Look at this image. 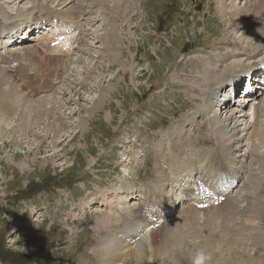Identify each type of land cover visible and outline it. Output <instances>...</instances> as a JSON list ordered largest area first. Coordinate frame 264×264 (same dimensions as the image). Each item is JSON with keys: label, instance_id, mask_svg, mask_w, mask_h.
<instances>
[{"label": "rangeland", "instance_id": "374dc122", "mask_svg": "<svg viewBox=\"0 0 264 264\" xmlns=\"http://www.w3.org/2000/svg\"><path fill=\"white\" fill-rule=\"evenodd\" d=\"M29 1L0 0V5L6 9V12L0 9V22L10 23L11 20L18 21L43 13L36 7L33 12L28 11L33 6ZM224 1L232 5V8L228 7V13L224 12ZM247 1L249 0H106L105 9L104 6L95 5L93 0L68 1L74 4L73 9L78 10L83 4L87 11L80 16L85 23V40L81 51L77 56L72 55L74 59L67 58L70 60L66 62L73 74L63 69L65 79L56 87L61 86L46 92H40L38 81L30 82L28 87H25L24 82L13 77L22 85H19L20 88L32 97L13 94L8 105L0 101V264H101L106 256L104 249L112 248L111 246L117 248L115 243L108 244L106 240L104 243V238L117 242V238L114 239L112 234L123 235L120 232L128 230V227H124L128 222L137 224L138 207L143 203L139 201V193L132 199H125L128 200L125 206L118 204L115 197L122 198L120 193L124 188L157 191L163 184L160 171L174 169L165 160L166 155L160 156L167 167L157 163L155 151L149 149V144L160 140L173 128V131L167 133L166 139L171 140L169 147L174 145L173 141L178 139L177 135L180 136L177 129L183 130L184 125L186 129L183 136L191 133L198 135L200 132L197 127L202 129L203 125L207 130L211 129L207 121H201L202 117H197V127L188 121L183 123V126L180 125L184 115L193 112V109L195 113L205 114L214 108L207 98L220 89V82L217 87L214 86L215 80L207 81L212 89L207 98L206 95L203 96V99L205 97V101L212 105L208 109L199 108L201 102L194 100L195 93L192 91L196 81L204 79L201 74L205 75V57L216 56L222 51L233 52L237 46L241 52L250 53V35H254L256 44L260 45L259 37L256 38L259 35V31L256 32L258 29L256 26L254 29L249 28V25H254L253 21L247 20L250 12L244 16L239 14L240 19L238 17L236 20L235 11L247 7L252 0ZM108 9L115 11L108 12L107 16L105 11H109ZM90 17H93L92 20ZM235 20L237 24L234 23ZM244 20L250 23L246 27L247 31L251 32L250 35L243 30ZM113 35L117 37L115 45L105 42ZM19 44H23L27 50L33 43L24 40L15 42L12 46L21 47ZM10 49L9 47L8 50ZM18 50L23 51L21 48ZM111 53L118 54L115 62ZM50 63L55 64L53 61ZM123 63L126 70L121 67L124 66ZM228 65L224 66V71ZM215 66L218 70L219 67ZM0 70V73H5L3 68ZM13 75L15 76L14 73ZM103 87L114 89L105 97L106 100L101 102V109L91 113L95 102L100 100L99 91ZM228 89L229 86L218 94L221 100L228 97ZM7 93L5 91L1 94L0 99L8 97ZM240 94L239 91L238 96L241 97ZM49 95L57 99H51ZM46 96V99L50 100L45 101L44 105H33L34 112L29 128H23L22 113L27 111V106L40 98L45 99ZM240 97L237 100L240 101ZM260 100H263L261 103L264 102V95L260 96ZM54 102L56 104L53 112L38 114L39 110L43 112L47 107V110H50ZM237 106L239 105H228L226 101L218 110L221 119L226 120L230 114L237 116L243 113L239 110L241 107ZM216 113L218 112L210 113L211 116L206 114L204 119L213 117ZM244 116L246 124H250L247 116ZM243 119L242 117V120L237 122V126L240 125L242 130L239 134L244 132L245 136L250 129H245ZM215 127L218 128L216 125ZM218 140V137L199 139L194 146L193 158L199 157L206 149L225 153L218 145ZM258 149L264 151L261 146ZM243 153L244 151H239L231 158L235 161V168L242 166L239 161L243 158ZM253 158L255 165L251 163V166L262 168L260 159L257 157L256 162V155ZM176 164L180 167V163ZM197 169L196 172L201 169V165H198ZM178 175L173 174L176 180L165 186L159 195L160 198L166 197L168 205L173 203L175 209L170 219H163V225L170 222L179 223L183 219V211L190 207V203L182 194L184 190L193 188V185L186 183L187 177L178 178ZM242 184L240 193L234 196L239 198L238 204L240 203L241 207L247 205L244 200L248 193L246 185L242 187ZM116 190L118 195H115ZM100 199H107L109 202L103 206L98 202ZM156 201L158 200L154 202ZM246 209L247 207L246 212L241 210V216L237 215L236 218L239 219H235L232 224L238 225V221L242 219L241 222L246 221L250 226L251 221L253 225L250 229L253 230L256 225L257 231L253 230L249 238L246 234L244 236L247 238H237L241 245L234 251L223 252L222 258L226 264H264V210L258 215L259 218H253ZM110 215L112 216L108 220ZM142 221L146 223L150 220ZM142 221L137 226H142L143 233L137 236L136 242L150 229L161 225L157 221L145 225ZM108 222L109 228H103ZM99 226L101 230L97 232ZM229 228L232 232L233 229L236 230L235 226ZM173 229V240H176L180 228L175 226ZM157 230L145 235L136 244L137 248L134 244L131 245L137 250L140 248L139 243L157 233ZM182 230H185L186 242L181 245L179 241H169L172 247H175L172 250L170 244V254L154 259L151 249L158 248L159 243L151 242L150 238L149 243H143L138 261L136 252L132 253L133 248L129 250L130 246L127 248L130 255L132 254L130 262L126 259L124 261L126 264H218V259L212 256L211 258L218 262L212 261L211 258L209 262H205L204 253L205 245H210L206 247L213 254L212 244H217L214 237L218 233L210 234L206 231L207 233L203 234L205 237L196 235L197 237L192 239L193 235L189 229L183 227ZM220 230L222 232V229ZM254 231L258 232L255 236H263H260L263 240L261 245L254 239ZM189 238L192 241L188 240ZM198 240L199 246L193 248L194 242ZM105 244L107 246L103 247ZM189 246H192L191 249ZM115 261V264L124 262H118L119 257Z\"/></svg>", "mask_w": 264, "mask_h": 264}, {"label": "bare ground", "instance_id": "6f19581e", "mask_svg": "<svg viewBox=\"0 0 264 264\" xmlns=\"http://www.w3.org/2000/svg\"><path fill=\"white\" fill-rule=\"evenodd\" d=\"M93 1H94L95 5H100V6L106 5V3L104 4V1H106V0H93ZM250 1L251 0H249L247 2H250ZM29 2L33 6L28 11L33 12L35 9L34 7H36L38 9V11L43 12V13L40 15L34 14L33 17L31 16L30 18H27V19H18V21H12L11 20V21H9L10 23L0 22V39L6 37L8 39V42H12V41L15 42L17 39H19V36L20 37L23 36V34H22L23 32L28 34V31L30 32L31 30H33L35 28H36L35 32L38 30L37 34H39L40 29H42V26L39 25L40 22L41 23L44 22V23L48 24L49 22H51L53 20H57L59 23H62V24H66L67 22H69V23L75 25V27L79 30V35L76 37L77 44H79V41L84 42V40H85V36H84L85 35L84 34L85 25H84V28L82 29L83 30L82 37H81V31L80 30H81L82 25H83L81 23L82 22L81 17H82V15L87 13L85 5L82 4V6H80V7L78 6L79 8L77 10V9H73L74 4H70V2H68L67 0H30ZM94 4H91V6H94ZM223 4H224V7H226L224 12L228 13L229 12L228 9H230L228 7L232 8V5L228 4L227 1L226 2L224 1ZM83 6H85V7H83ZM0 9L2 11L4 10V12H6V9L3 5H0ZM104 9H105V6H104ZM108 10L109 11H105V14L107 16H109V13H113L115 11V9L114 10L108 9ZM247 12L248 13L250 12L249 14H251L250 16H247L248 17L247 20L253 21L254 25H252V24L249 25L250 23L248 21L244 20V21H242L243 30H245L246 32H249L246 29V27L249 25V28H251V29H254L256 26V28L258 29L256 32L259 31V35H257L256 38L259 37V41H260L259 44L260 45L256 44L257 42L254 38V35H250L251 32H249V34H248L251 36V38H249L248 40H252L251 41V44H252L251 48H249V49H251L250 53H253L254 55H252L250 53L241 52L242 50H240L239 47L237 46V49H234L235 51H233V52L232 51H222L219 54H217L216 56H212V57L208 56L207 58L205 57L206 64H207L206 70L204 71L205 75H203V73L201 74L199 72V74H201L204 77V79L203 80L193 79V81L197 80L192 91L195 93V99L194 100L196 102H201V105H200L201 107H199V108L200 109H203V108L208 109L209 107L212 106L210 102H212V104L214 105V108L212 109V111L205 113V114L195 113V110L193 109V112L184 115V117L182 119V123L180 125L183 126V123L188 121L190 124H195V126H196V125H198L197 117H199V118L202 117L201 121L202 122L207 121V123L209 124L211 129L207 130L204 125H203L202 129H199V127H198V129L200 131H202L203 134H201L199 136H192V137L183 136V130L177 129L180 136L177 140L173 141L174 145H171L169 147L171 140L166 139V135L169 131H173V128H172L171 130L167 131L166 134L160 140H156L155 142H151L149 144V149H152L155 151V159L157 160V163L159 162L160 165L167 167V165L164 163L163 159L161 158V156L166 155L165 160L167 162H169V164L174 168V169H168L167 171H160V178H161L160 180L163 182V184L159 188L162 190H164L165 186L169 185L170 182L176 180V177L173 176V174H177V171H180V170L186 171V169L191 168V166L193 165V159H194L193 158V150L195 149L194 146L198 142L199 139L218 137L220 139V140H218L219 141L218 145L221 146L225 150V153H220V152H217L215 150H203L202 153L199 154L200 160H202L203 162H206V163L213 161L214 165H221L223 167L225 166V168H229L233 171H237V173H238V171H241V169H235L232 166L224 165V164H222L221 159L226 160L229 158L231 160V158H234V154H237L239 151H244L242 156H244L248 160V162L247 163L242 162L244 165L242 167L245 168V171L247 174V177H245V180L243 181L244 184H242V187H243V185L244 186L246 185L245 187H247L248 193L246 194L247 198H245V200L243 198L242 199L245 202H247V205L241 207L239 205L240 203L238 204L239 198L234 197L235 195L237 196L240 193V189H241V185H240V187L238 188V191L236 192V194L234 196H232L230 199L228 197L229 200H226L223 203L218 204L217 207L209 206V205H208V207H206V205L205 206L204 205L197 206V204L190 206L189 209L183 211L182 216H181V219L182 218L183 219L179 223L176 222L174 224H171V222H170V223H166L164 225L161 224L160 226H157L156 228L150 229L137 242H136V238L138 235H135V234H139V233L142 234L143 230L140 229L141 227L139 228L138 226L134 225L132 222H128V224H126L124 227L126 228L128 226H131L130 231H132V232H127V234L120 232V233H123V235H120L119 233H117V234L110 233L113 235L114 239L117 238V242H115L114 240L109 241V240L104 238V243H105V240L108 242V244L112 243L114 245V243H115L116 244L115 246L117 248L114 249V246H111L112 248H110L108 246L109 248L107 249V247H106L107 245L105 244V246H103V247H106V249H104V251L106 252V256L101 261V264H112L113 262H114L113 264H115V262H116L115 260H117L118 257H119L118 262H123L125 259L130 262L132 254L130 255V253L127 249L128 246H130L129 250H131L133 248V246H135L137 248L136 244L145 235H147L150 232H154L159 227H160V229L157 230V233L147 237L146 239L142 240L139 243L140 248H138L136 250V248L134 247L132 249L133 250L132 253L135 254V252H136V254H135L136 259L137 258L139 259V257H141L140 255H141V251L143 248L142 247L143 243H145V242L149 243L150 238H151V242L153 241L154 243H156V242L159 243L158 248H152L151 249V247H150L151 253L154 254L153 258L154 257H156V258L162 257L161 255L170 254L169 252L174 250L175 247L173 248L172 244L169 241H171V240L174 242L179 241L181 245H184L183 242L184 243L186 242L185 241L186 240V233H185V230L184 231L182 230L183 227H186L187 230L189 229L190 234L193 235V236H191L192 239H194V237H197L196 235L202 236L204 234V232H206V231H209L210 234L211 233H213V234L218 233V235H216V237H214V235L213 236L211 235L212 237L215 238V241L217 242V244L216 243L212 244L210 242L212 244L213 254L207 248L210 245H208V246L205 245L204 253L206 254L205 255V262H209V259L211 258V256L213 258H215L216 260L218 259V261L220 262V261H223V258H222L223 252H228V251L231 252L232 250L234 251V249L238 248L241 245V241H239V240L237 241V238L243 239L245 236H247L249 238V236L251 237L253 230L256 229V231H257L258 227L255 228L256 227L255 224H254L255 226H254L253 230L250 229V226L253 225V224L251 225V223H250L251 221L249 222L250 226L247 225L248 222L246 223V221L241 222V221H243L242 219L240 221H238L239 223L241 222V224H239L238 222H237L238 225H235L232 223H234L233 221L235 219H239V218H236V216L240 215L241 210L245 211V207H247L248 212L254 216V217L251 216V218L252 217L253 218L258 217V215L261 213V211L264 210V151L262 152V151H260V149H258V147L260 148V146L264 149V120H263L264 102L262 103V105L260 104L261 101L259 103L254 102V103L247 105L248 106L247 112H248L251 124H246V122H245V119H246L244 116L245 110L243 113H241L240 115H237V116L232 115V114H230V115L228 114L229 116L226 118V120L221 119V115H219V111H218L219 107L221 109V105H225V103H226L224 99L221 100L218 96L219 93H221L222 91H225L226 85H231L232 88L235 89V92H237L238 88L242 84L239 81L244 75L246 77L247 74L251 73L250 71H252L253 73L264 74V0H252L247 7L243 8L241 10L235 11L236 16H237L236 20H238L239 14L241 16H244L245 13H247ZM56 18H58V19H56ZM92 18L93 17H90L89 19L92 20ZM239 19H240V17H239ZM236 20L234 23L237 24ZM0 21H1V19H0ZM21 34H22V36H21ZM114 35L108 37V39H106L105 42H110L111 45H115L117 42V37ZM101 37L99 36V38H101ZM30 39H32V41H33V46H32V48L29 47V49L26 50V52L30 53V55H29V57L25 58L23 61H21L19 63L20 67L22 68V70L24 72H30L33 75L34 74H51L54 72L57 75H62L63 71L66 69L65 71L69 70V73L70 74L72 73V71L69 69V65H67L66 62L69 61L71 58L74 59V56L70 57L69 55L68 56L60 55V54H57V53L51 51V49L49 47H46L45 44L41 42V40H40L41 36H39V35H37L34 38H30ZM105 46H106V48L107 47L110 48L108 45H105ZM4 47L7 48V44L0 42V49L4 48ZM18 48H20V47H18ZM33 48H34V50H32ZM80 48L78 49L75 56H77L78 53L81 51ZM102 50H103V48H102ZM23 52L25 53V51H23ZM43 52H45V53H43ZM0 54H2V56H0V62L3 63L6 67H8L10 70V72L8 70H5L4 69L5 67L4 66L2 67L0 64V68H3L5 70L4 71L5 73H3V72L0 73V91H3V92H0V95L3 94L5 91L8 92L6 95L8 97L1 98L0 101H3L4 103H7V105H8L10 102V97L13 94H20V95H25L26 97H32L31 95H28L26 90L23 91V88H20L19 85H21V84L19 83V81L17 83V80H14V79H16V77L13 75V72L16 74V70L11 64L13 63V60H14V62H18L19 56L18 55L17 56L9 55L8 52L5 54H4V52H0ZM23 54H21V55H23ZM111 54H112V58H115V59H113V62H115V60H117L116 56L118 54H115V53H111ZM220 56H222L224 58L220 59L219 58ZM22 58H24V57H22ZM64 58H66V59H64ZM67 58H70V59H67ZM50 61H53L55 64L52 65L50 63ZM119 61L120 60H118V62ZM111 62H112V60H111ZM65 63H66V65H65ZM123 64H124V66H121V67H123L126 70V65H125V63H123ZM227 64H229V65L227 67H225V71H224V66H226ZM120 65L121 64H119V66ZM215 65H217L219 67L218 70H216ZM196 72H198V71H196ZM196 72H195V74H196ZM260 74H258V76H261ZM1 76H2V78H1ZM197 76H200V75H197ZM3 77H5V78H3ZM13 77H14V79H13ZM214 80L216 81L214 86L218 87L220 83L222 85H221L220 89H217L216 93L209 95V98H207V95L212 90L210 88V84L208 82H213ZM260 83L264 84V81H262ZM6 85H8V86H6ZM84 85H86L85 82H84ZM60 86H57L56 88H58ZM113 89H114V87L110 88V90H108L105 87L100 89V91H99V93H100L99 99L100 100L95 102V105H93L94 109H92L91 113H94L96 110L101 109V107H100L101 102H104L106 100L105 97L108 96V94H110L111 90H113ZM56 95L57 94H55V96ZM205 95H206V98L210 102L205 101V99H206L205 97L203 99V96H205ZM55 96H53V98H52V96L49 95L48 97H51V99H54ZM42 97H44V96H42ZM48 97L46 96L45 99L40 98V99L34 101L35 103L32 102L27 106V108H26L27 111L22 113L23 119H24L23 123H22L23 128H29L28 125L30 123L31 117L33 116L32 113L34 112L33 105H37V106H39L40 104L44 105L46 103L45 101L50 100V99H46ZM215 98H216V100H215ZM245 101L248 102L249 100H243V102H245ZM227 103L228 104L230 103L229 95H228ZM55 104L56 103L54 102L52 104L53 106L52 107L50 106V108H51L50 110H47L48 107L46 109H44L43 112L41 110H39L38 114L39 115H41L42 113L44 114L45 111H47V113L53 112L55 109L54 108ZM190 104H192V102ZM6 106L2 105V107H6ZM37 106H36V108H37ZM237 107L240 108V106H237ZM5 110H7V109H4V111ZM214 111H217L218 113H216L213 117H209L207 119H204L206 114L213 113ZM6 113H7V111H6ZM1 114L3 115L4 113H2V111H1ZM48 115L49 114H47V116ZM190 116L192 118H190ZM210 116H211V114H210ZM242 117L244 118L243 121L245 122V126H246L245 129H248V130L250 129V132L248 131L245 136H244V134H245L244 132H242V135L239 134L241 128H239L240 125L237 126V122L239 123V121L242 120ZM210 118H212V119H210ZM191 121H193V122H191ZM259 122H260V124H259ZM80 125H81V123H80ZM215 125L218 127L217 129H216ZM242 136H244L243 139H242ZM239 138H241V139H239ZM173 139H174V137H173ZM245 139H246V141H245ZM232 142H234L233 145L231 144ZM244 142H246V143H244ZM182 143H183V146H182ZM162 147H163V150H162ZM255 155H256V162H257V157L260 159V165L262 166V168L259 166L257 168L251 166V163L253 166L255 165V161H253V159H254L253 156H255ZM250 156H251V158H250ZM159 159H161V160H159ZM250 160H251V162H250ZM176 162L180 163V167L177 166ZM258 163H259V160H258ZM257 169H259V170L255 171ZM194 173H195V170L186 171L188 178H190V177L193 178ZM114 190L115 189H113V191ZM197 190H198V187L192 188V189H187L185 192H183L184 197L186 199L191 200L192 202L201 203V201H199V198L201 196L202 201L207 202L208 198L205 197L204 195L196 194ZM116 192H118V191L117 190L115 191V195H118L119 192L118 193H116ZM138 193L140 195H142V196H140L139 201H141V203L144 204V205L138 207V211H137V212H139L138 213L139 217L137 216L138 220L139 221H142V220L149 221L150 220L149 222H146V223L144 221H142L143 223H145L147 225H149V223L154 219H157L158 221H160V223H162L161 222L162 218L157 217V214H162V212L164 210L163 205H165V206H167V205L163 201H161V199H157L158 197H155V198L153 197V195L155 194L153 192V189H150L147 191L140 189L138 191V190H130V188H124V190H121V193H120L121 195H123L122 198H118V196H117V198L115 197V199L118 202V204H122L123 206H125L128 203V200H125V199H129V198L132 199L135 197L134 195L138 194ZM155 200H158V201L154 202ZM98 202L102 203L101 205H103V204L107 205L109 201L107 199H100V201H98ZM122 205H121V207H122ZM240 207H241V209H239ZM251 214H249V216ZM111 216L112 215H110L108 217V220L111 218ZM113 219H115V218H113ZM128 219H130V218H128ZM249 220H252V219H249ZM247 221H248V218H247ZM114 222H116V221H114ZM114 222L112 225L115 224ZM111 223H112V221H111ZM29 225H30V223H29ZM109 226H110V222L106 223L103 226V228L107 229V228H109ZM175 226L180 228L179 229V237H178V239L173 240V233L172 232H174L173 228ZM230 226H233V227L235 226L236 230L233 229V232H232V229H231L232 227L229 228ZM134 228H136V229L134 230ZM220 229H222V232ZM98 230L99 231L101 230V226H99L97 228V232H98ZM135 231H137V233L134 234ZM256 231H254V232H256ZM258 231H260V230H258ZM220 233H223L224 235H221ZM257 233L258 232H256L253 235L255 236ZM260 233H261V231H260ZM261 234L258 236H255V238H254V239L258 240L259 245H261L263 242V240H261L262 238H260V236H262ZM253 235H252V237H253ZM203 236L205 237V235H203ZM247 237H245V238H247ZM132 238H133V240H132ZM190 238L188 240H190ZM200 238L201 237L199 236V239ZM158 239H160V240H158ZM192 239L190 241H192ZM125 241H126V243H125ZM199 242H200V240H198L197 242H194L193 248L198 247ZM210 243H208V244H210ZM122 244H124V246L121 247ZM131 244H134V245L132 246ZM170 244H171V248H173L172 250L170 249ZM155 246L157 247V245H155ZM191 247L192 246H189L190 249H191ZM263 247L264 246H262V248ZM187 250H188V247H187ZM166 252H168V253H166ZM169 258H170V256H169ZM138 259H137V261H138ZM125 261L122 264H126ZM212 261H215V260L212 259ZM218 261H215V262H218ZM219 262H218V264H219ZM222 264H226V263H224V261H223Z\"/></svg>", "mask_w": 264, "mask_h": 264}]
</instances>
